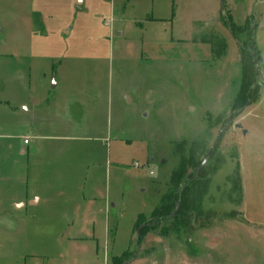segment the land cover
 Instances as JSON below:
<instances>
[{"label": "rangeland", "instance_id": "1", "mask_svg": "<svg viewBox=\"0 0 264 264\" xmlns=\"http://www.w3.org/2000/svg\"><path fill=\"white\" fill-rule=\"evenodd\" d=\"M228 15L262 56L234 117ZM227 124L205 221H153L176 146ZM0 264H264V0H0Z\"/></svg>", "mask_w": 264, "mask_h": 264}, {"label": "trees", "instance_id": "2", "mask_svg": "<svg viewBox=\"0 0 264 264\" xmlns=\"http://www.w3.org/2000/svg\"><path fill=\"white\" fill-rule=\"evenodd\" d=\"M227 25L240 46L242 63L241 85L231 106L234 117L246 106L254 103L262 93V56L256 40L257 27L250 17L239 25L228 15ZM207 40L218 42V39L213 38ZM205 41L203 39V42ZM206 146L204 139L194 140L189 149L187 141L176 146L178 166L171 175L167 193L151 213L153 221L170 222L179 232L190 228L193 222L205 221L203 201L210 187V179L206 176V166L201 170L200 167L212 148L207 150ZM215 147L212 155L215 153ZM201 154L204 159H201ZM177 205L178 211L171 217Z\"/></svg>", "mask_w": 264, "mask_h": 264}, {"label": "crops", "instance_id": "3", "mask_svg": "<svg viewBox=\"0 0 264 264\" xmlns=\"http://www.w3.org/2000/svg\"><path fill=\"white\" fill-rule=\"evenodd\" d=\"M77 98H80V97H77ZM51 99V98H49ZM73 99H75V102L78 104L80 103L78 99H76V97H73ZM48 101V100H47ZM53 104V103H52ZM55 105V103L53 104ZM79 105V104H78ZM26 112H29L30 109H27V108H24ZM38 123V121L36 120V124ZM50 126V125H49ZM27 135V134H26ZM24 136V135H23ZM29 137H31L33 140L34 139H38L39 136L38 135H31V134H28ZM26 139H24V143H23V147H25L26 149V153L29 154V152H35L37 153L38 149L40 148L37 143H35L32 147H31V144L33 142L31 141H28L27 143L25 142ZM33 203H37L38 202V199H36L35 201H32Z\"/></svg>", "mask_w": 264, "mask_h": 264}, {"label": "water", "instance_id": "4", "mask_svg": "<svg viewBox=\"0 0 264 264\" xmlns=\"http://www.w3.org/2000/svg\"><path fill=\"white\" fill-rule=\"evenodd\" d=\"M228 126H229V124L224 126L223 129L219 132L218 136L216 137V139L214 141V144H213L212 148L208 152V157L203 161V163H202V165L200 167V170L203 169L205 167V165L208 163V161H209V159H210V157L212 155L213 148L219 143L222 133L228 128ZM243 133L245 134L246 131H244ZM178 208H179V205L176 206V208L173 211L171 217H173L176 214V212L178 211ZM139 230H140V228L138 229L137 232H139Z\"/></svg>", "mask_w": 264, "mask_h": 264}, {"label": "built area", "instance_id": "5", "mask_svg": "<svg viewBox=\"0 0 264 264\" xmlns=\"http://www.w3.org/2000/svg\"><path fill=\"white\" fill-rule=\"evenodd\" d=\"M25 142L27 143V142H28V140L26 139V140H25ZM135 166H139V165H138L137 163H135Z\"/></svg>", "mask_w": 264, "mask_h": 264}]
</instances>
